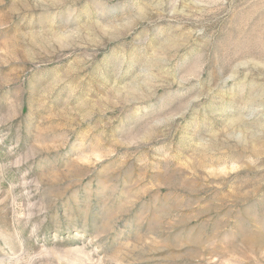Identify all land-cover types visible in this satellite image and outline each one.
Masks as SVG:
<instances>
[{
  "label": "rangeland",
  "instance_id": "obj_1",
  "mask_svg": "<svg viewBox=\"0 0 264 264\" xmlns=\"http://www.w3.org/2000/svg\"><path fill=\"white\" fill-rule=\"evenodd\" d=\"M0 264H264V0H0Z\"/></svg>",
  "mask_w": 264,
  "mask_h": 264
}]
</instances>
